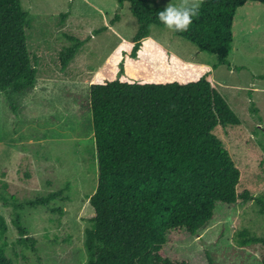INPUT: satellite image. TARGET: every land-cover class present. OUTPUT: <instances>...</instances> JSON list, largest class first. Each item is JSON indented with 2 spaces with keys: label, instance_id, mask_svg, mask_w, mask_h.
Instances as JSON below:
<instances>
[{
  "label": "rangeland",
  "instance_id": "374dc122",
  "mask_svg": "<svg viewBox=\"0 0 264 264\" xmlns=\"http://www.w3.org/2000/svg\"><path fill=\"white\" fill-rule=\"evenodd\" d=\"M21 1L29 12L26 31L37 82L29 92L0 91V213L8 222L6 250L13 263L87 262L85 231L94 215L89 197L98 185L89 107L93 83L186 82L210 72L213 86L241 120L238 126H218L214 134L240 169L237 193L249 191L257 200L219 206L207 230L193 238L172 234L166 252L189 264H208L210 258L213 264H261L264 245L241 240L264 239V4L237 10L231 67L214 69L215 55L156 25L133 57L137 21L128 2ZM146 1L162 8L168 3ZM69 37L84 44L63 69L60 54L74 43ZM60 189L64 192L51 207L61 213L45 206L14 208ZM17 212L37 240L36 251L17 243L12 223Z\"/></svg>",
  "mask_w": 264,
  "mask_h": 264
},
{
  "label": "trees",
  "instance_id": "16d2710c",
  "mask_svg": "<svg viewBox=\"0 0 264 264\" xmlns=\"http://www.w3.org/2000/svg\"><path fill=\"white\" fill-rule=\"evenodd\" d=\"M116 1L128 2L137 21L131 52L136 57L152 26L165 27L157 18L163 8L146 0ZM251 2L264 4V0H201L189 30L173 32L199 51L215 55L214 69L220 65L230 69L236 13ZM29 25V12L21 0H0V91L22 93L36 86ZM69 39L73 45L60 54L63 69L84 44ZM89 107L98 185L89 197L94 215L85 231L86 264H189L166 252L172 234L198 237L209 228L219 206L257 200L249 191L237 193L240 169L214 134L218 126H238L241 120L213 86L210 72L186 82H96L90 86ZM63 192L15 203L14 208L45 206L61 213L51 204ZM260 211L264 213V204ZM12 223L17 243L36 251L37 240L18 212ZM8 230L0 213V264H14L6 250ZM250 243L264 245V239L241 240L242 245ZM208 264H213L211 258Z\"/></svg>",
  "mask_w": 264,
  "mask_h": 264
},
{
  "label": "clouds",
  "instance_id": "9594fccd",
  "mask_svg": "<svg viewBox=\"0 0 264 264\" xmlns=\"http://www.w3.org/2000/svg\"><path fill=\"white\" fill-rule=\"evenodd\" d=\"M200 3L201 0H168L166 7L158 11L157 18L168 29L187 31L199 14Z\"/></svg>",
  "mask_w": 264,
  "mask_h": 264
}]
</instances>
